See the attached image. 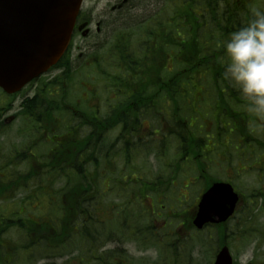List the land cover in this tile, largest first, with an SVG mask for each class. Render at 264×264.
Returning <instances> with one entry per match:
<instances>
[{"label":"trees","instance_id":"1","mask_svg":"<svg viewBox=\"0 0 264 264\" xmlns=\"http://www.w3.org/2000/svg\"><path fill=\"white\" fill-rule=\"evenodd\" d=\"M147 1L149 2V0H136V2L131 0L130 10L141 9ZM258 1L172 0L169 6L156 10L154 13L156 16L148 19L140 16L128 18L125 23L123 17L127 18V14L121 13L116 22L108 24L113 32L117 21H121L120 32L114 33L110 43L99 46L100 49L106 48V56L98 55L97 52L90 54L97 62L95 66L101 75V80H105L101 85L104 86L107 96L114 93L122 97L119 103L122 106L117 107V112L130 103H145L147 111H153L150 103L159 102L162 96L165 103L173 102L175 106L170 110L173 119L172 131L169 132L171 139L180 141L179 150L183 157L187 155L193 161H197L199 156L204 154L207 138L204 130L184 122L191 120V117L197 114V109H192L194 114L191 116L188 106L185 108L183 103L187 104L186 97L191 95L190 88H196L200 93L213 90L217 101L214 105L215 112L218 113L216 136L219 142L223 129L227 130V138L230 141L238 136L240 129L245 135H250L248 129H251L252 134H256V128L251 126V123L255 122L254 119L249 116L246 107L241 106L243 102H238L241 99L236 100V89L223 78L227 57L224 55L222 42L231 32L247 22ZM102 63H108L109 66L103 69ZM61 64L65 65L66 72L62 76L60 86L64 81L69 83L73 77L69 61L64 58ZM203 78L206 79L204 84L201 83ZM176 85L179 86L180 93L173 92ZM176 90L178 91V88ZM61 98L60 96L59 99ZM200 100L205 102V99ZM31 102L33 104L26 112L28 119L35 121L36 118L41 117V114L47 113L51 117L53 127L56 125L54 113L57 112L61 118H70L74 126H82V130L86 131H83L85 132L83 136L80 132L69 135L63 140L64 144L53 141L50 155L42 159L51 170L48 173L50 178L48 187L53 190L59 182L62 184L58 192L54 190L53 193L48 192V197L44 201V204L48 202L51 209V205L56 201L52 197L58 196L60 203L54 214L59 218H54L50 210L47 212L46 209L44 215H51L56 222L39 224L28 218L16 221V226L27 240L19 243L20 257H24L29 262L36 254H40L41 256L38 257L42 258H62L65 250L74 252L79 249L80 244L86 254L87 250L93 255L97 249H103L106 242L109 243L114 239L110 234L112 230L106 228L108 221L106 214L111 217L114 215V213L110 215L113 207L109 210L106 205L111 196L110 190L105 186L107 175L116 170L117 158L123 156L128 159V148L140 144L120 142L118 149L113 151L115 144H110L108 132L112 130L110 125L119 123L122 116H116L115 120L109 119L110 114L104 118H95L92 112L84 110L83 118L69 108L64 110L67 99L57 104H48L41 96ZM204 107L208 108V106ZM177 110H180L178 118V114L174 116ZM66 112H69L67 116ZM240 117L244 118L243 122ZM259 120L264 123L262 119ZM121 122L124 125L122 132L129 134L135 123L126 119ZM259 133L261 143L256 146L260 149L263 147L260 145L264 144L262 142L264 132L262 130L261 134L260 127ZM256 136L258 138V135ZM105 143L108 145L105 146ZM259 168L264 169L262 166ZM104 178L106 179L103 180ZM147 192L154 191L133 190L127 197L134 199L132 202L113 204L114 207L123 208V215L131 213V210L127 209L135 206L131 213L135 218L127 217L128 215L121 217L118 211L120 217L117 220L116 230L113 231H116L120 239L135 237L134 229L130 225L136 226L139 223L136 217L144 213L141 206H137L141 204H136L135 201L146 198ZM39 193L45 191L40 190ZM103 209L105 218L100 216V211ZM95 225L100 226L99 231L98 228L95 229ZM72 239L73 243L70 247ZM116 239L119 240L117 237ZM106 253L108 251L104 254ZM101 257V264H111L109 259H105L109 257L108 254Z\"/></svg>","mask_w":264,"mask_h":264},{"label":"rangeland","instance_id":"2","mask_svg":"<svg viewBox=\"0 0 264 264\" xmlns=\"http://www.w3.org/2000/svg\"><path fill=\"white\" fill-rule=\"evenodd\" d=\"M115 2L116 0H87L86 6L87 8H92V10L95 11L97 14H102V16L107 17L108 16L107 12L111 11V6ZM171 2L172 0H149V2L147 1V3L143 5L142 7L143 9L141 8L142 10L141 9H131L130 10L131 5H129L128 10L125 12L127 13L126 15L127 18L123 17L124 23L125 21L128 20V18H136L137 16H140L142 18L156 16L154 14L156 10L169 6ZM262 3L263 2L258 4L256 6V9H261ZM112 20L113 22H116V18H112ZM120 24L121 22L117 21L116 29H114V31L111 33L110 38H109L111 41H112V37L114 33L118 34L120 32V27H121ZM103 26L106 27L108 26V24H105V25L103 24ZM106 34L107 32L105 31L100 37L94 36L93 38L87 41H83V42L76 41L75 48H77L78 50L74 54L75 55L84 54L82 55L81 59L83 58L87 59V56L94 52H97L98 55L101 54L102 56L105 57L107 54L106 48L100 49V47H94V46L98 43L106 42ZM80 38H83V37L80 36ZM101 66L104 69V68H107L109 64L102 63ZM100 77L101 75H99V72L97 71L95 66L92 68H89V67L84 68L81 63L76 62L74 78L70 84V91H69L68 98H67L68 103L76 102L74 98H77L78 96L82 95V91H83L82 87L89 88L88 82L90 85L91 84L94 85V83H96V85H100V84H97L98 83L97 79H100ZM205 81L206 79L203 78L201 80V83L204 84ZM0 97H3V96L0 94ZM8 100L10 99L4 98L2 104ZM188 101L190 103L191 99H189ZM205 102L207 104L210 103L207 97L205 99ZM212 102H214V99H212ZM208 105H209L208 106L209 110L212 112V115L214 116V110H213L212 103ZM81 107H84L83 103H81ZM17 108L18 106L16 107L15 105V109ZM258 124L260 126V130L262 134L264 125L261 124L260 122H258ZM11 125L13 126L11 127L10 134L7 135L4 138L5 141L2 142V146H3L2 151H3V155L5 154L10 155L11 152H13L16 149V155L18 156L19 152L28 150V145L31 142L29 141L30 138L19 136L18 130L19 128H21V129H24V131H29L30 128L27 127L22 121L17 122V123L14 122ZM259 134H260L259 128L256 127V135H258L259 143H261L260 141L261 135ZM262 142L264 143V135L262 136ZM107 145L108 144L105 143V146ZM260 146H263V147H260L259 149L257 146L255 153H249L246 157H241V159L239 160L243 162L246 159H248V157H252L255 155V159L253 163H256V161L259 160V157L261 156V152L264 151V144ZM45 149H46L45 146L41 147L42 151H45ZM175 159H176V156L173 157L172 161H175ZM263 159L264 157L262 158V160ZM145 161L149 165L150 169H153L154 172H156L155 174H152V175L151 173L147 171L144 172L143 174L145 176L143 175V177L146 180L158 181L160 179L169 178V172L162 171L163 162L158 159L156 154H152L151 157L146 158ZM234 166H236L235 159L230 158V162H229L230 171L228 173L231 176L233 175L232 170L235 169ZM118 169L122 170V165H118ZM217 169L220 171V174L217 173ZM217 169L214 171V175L215 176L222 175V178H225L223 169H220V168H217ZM119 170L117 171L116 174L114 175L111 174V176L128 175V173H126L125 170H122V171H119ZM195 172L196 171L194 169L190 168L187 165H184V169L182 170V174L180 178H178V180L174 182V185H170L167 187V189L165 190V195H162L163 201L161 203L164 209V211H162V214L164 215V217L160 218V220H158V222L156 223V226L159 227L160 230L154 229V228L151 230L152 235L149 236L147 244H143L142 241L140 240H134V238L132 237L130 239L125 240L124 243L120 244L126 249L129 257L132 259L131 264H213L215 260V256H216L214 254H216V250H217L218 242L220 238L217 232L214 231V233H210L208 230L199 232L196 229H192L191 234L187 237H183L181 234H179L178 236H174V234L172 233L168 234L169 232H173L172 230L175 229L177 226H180L179 222L181 223V220L178 217L181 216L180 214L183 212L182 210L190 209L192 208V206L195 205V203H197V196L199 195L201 191V189L199 188L202 186V183H200L197 187H194L196 179L193 177L195 175ZM45 177L40 178V180H42L41 183L45 182V184H43L44 186H46L48 182H50V179L45 180ZM242 180L244 183L243 190L245 192H248L249 190L253 188H261L260 192L264 194V187L261 186V185L264 186V177L262 176L261 171L255 169V170H250L246 173H243ZM132 182L136 183L133 176H132V180H130V187H131ZM35 185L36 183L32 186H35ZM60 187H61V182L57 184L56 192L60 189ZM121 187H124V186H121ZM163 188H165V184H162L158 187V189H163ZM50 190H51L50 187L47 188L48 192H52ZM197 191H199L198 195L196 194ZM132 192L133 190H128V191L118 190L116 192L117 198L108 199L106 202V205L107 207H109V210H111L113 207L111 211H114L116 215H119L118 211H120L122 217L126 215H131L132 209H135L134 205L129 207V209H127L128 211L131 210V213H127L123 215V211H124L123 208L120 209L119 206L114 207L113 204H122L120 202L125 201L127 197L130 195V193ZM127 193L128 195H126ZM26 195L27 194H23L22 196V193H21L16 197L17 198L16 199V213L17 214H18L19 209L21 208L20 198H23V197L25 198ZM148 197L150 199H157V193H151ZM182 197H183V200H181ZM179 201L182 204H184L186 201L187 204L182 205L180 204ZM150 205H151V200L145 201L144 202L145 208H142L143 211L147 212L148 208L151 209ZM3 206H5V204H1L0 207H3ZM256 208H257V213H254L250 217L247 218L248 224L252 226L254 223H257V227L260 228L261 230L262 226H264V201L262 203L260 202L259 206L257 205ZM250 209L253 210L254 206L253 205L250 206ZM29 212L32 214H38V210H35V209L33 210L32 208H30L27 211L28 214ZM172 214H174L175 216L174 218H176L177 220L174 218H170L172 220V223L168 225L166 228H162L163 227V225L161 224L162 221L170 220L169 218H167V216L172 215ZM106 215L108 218L106 226L109 228L110 226L113 225V221H111L113 217L109 216V214H106ZM100 216L102 218H105L104 209L100 211ZM151 220L152 219L148 216L147 218H144L143 221L139 223L138 226H143L144 228H146L148 225L152 224L150 223ZM47 223H50V222H47ZM97 227L98 226H95V229ZM238 229L239 228L234 230L233 233H237ZM241 232H243V230L237 233V235H232V233H229L230 237H228V241H230V246L233 247L231 248V252L233 254L235 264H249L251 262H253L254 264L263 263L264 262V237L263 238L259 237L260 235L259 233H257V237L250 238L249 244H246L240 240L242 239V237H239V234ZM15 233L16 231H13V233L8 235L7 238L9 237L16 238L17 236V239L19 238L18 240L27 242L25 236L19 237V233L18 234H15ZM113 236H114L113 238L115 239L116 235H113ZM232 236L235 237V239H232ZM139 237H142V236H139ZM177 237H180V240H177ZM75 240L76 239H74V241ZM116 241L121 242L120 240H116ZM149 242H152L154 245H151ZM72 243H73V239H72L70 247H72ZM170 244H175L176 247L180 245V247L178 248H180V251H182L183 254L173 255L172 250H171L172 247ZM114 246L116 245L109 244L108 242H106V245L104 248L108 250ZM64 252L65 254H63L64 256L62 258L56 259V257H54V258L49 259L48 261H42V259H39L40 261L36 262L34 259H36L38 256H41L40 254H36L29 263L25 262L24 257H20L18 261L16 262V264H97L98 262V261L93 260L91 254H85L84 248L81 245L79 246V249H77L74 252H69L68 250H65ZM117 254L119 255L118 252ZM102 255L104 254L101 253L100 256Z\"/></svg>","mask_w":264,"mask_h":264},{"label":"water","instance_id":"3","mask_svg":"<svg viewBox=\"0 0 264 264\" xmlns=\"http://www.w3.org/2000/svg\"><path fill=\"white\" fill-rule=\"evenodd\" d=\"M82 1L0 0V87L16 92L58 62ZM236 199L231 187L223 186L220 192L216 185L204 195L196 224L225 220ZM215 264H233L228 248L222 249Z\"/></svg>","mask_w":264,"mask_h":264},{"label":"flooded vegetation","instance_id":"4","mask_svg":"<svg viewBox=\"0 0 264 264\" xmlns=\"http://www.w3.org/2000/svg\"><path fill=\"white\" fill-rule=\"evenodd\" d=\"M127 0H116L115 5L113 7V11L114 12H118L119 10L124 9V6L127 5L128 2H126ZM104 19H102L100 17V15H98L97 13H95L93 10H89L86 13L82 12L77 20V24L75 27V34L77 36V38L81 35H83V33L85 32V30H89L88 36H91L92 34V28L95 26V33H100L102 30V23H103ZM85 26V27H84ZM31 88L28 90V92H26V94H31L29 96H25L26 98H23L21 101H18L17 103L20 106V109H23L21 106H25L29 101H34L37 97V93H35V86L33 87L30 86ZM3 95V94H2ZM32 97V98H31ZM17 98V97H16ZM30 98V99H28ZM4 99V97H0V101H2ZM12 105L14 106L15 103L13 102ZM122 106L119 103H115V104H108L107 107L109 108V110H105V108H101L100 105H96L93 109L94 114L93 116L95 118H99V117H106L109 114L111 115V117L109 118L110 120H115L116 116H122V119L119 121V123L110 125V127H112V130H110L109 133H111V135H109V137H112L113 143L115 144V147L120 143V142H138V143H142L143 141H146L149 137L148 135V128H145L144 125L148 124L149 121V116L152 117H159L160 121L163 117V115L165 114L163 111L161 112H152L150 113L149 111H147V104H143V103H130L127 105H124V109L121 111L117 112V107ZM152 107H170L171 104H154L151 103ZM175 106V105H174ZM4 110H0V140L5 138L6 133H9L11 131V128L9 125H11L12 123H14L16 121L15 119V115L11 116L9 115V113L11 112V109L9 111L6 112V108H3ZM102 111V112H101ZM17 112V111H16ZM75 113L80 116V117H84L83 113H79L77 111H75ZM125 119L128 122H134L135 124L131 127V129L129 130V134H124L122 132V129L124 128V125L121 121H125ZM240 120L243 122L242 117H240ZM172 136H168V135H162L160 136V139L157 141V148L160 149V152L162 153V156L160 155L161 159H173V157H178V155L180 154L179 151V145L177 144L178 141L177 140H172L171 139ZM207 141H206V152H205V160H204V168L203 171L205 172L206 175V180L209 183V186H211L214 182L216 181H226L229 182L231 181V183L234 184L236 190L238 191V193L240 194V202L238 204L237 210H236V215H234V217L229 220L228 222L224 223V225L221 227V229L224 232H228L229 230H236L238 228L239 225V220H237V213H239L240 211V206L241 204H245V193H243L242 189H243V183L241 182V179L239 178V173L236 175L231 176V178L228 175V168L225 166L224 167V162L227 159V154H228V142H224V144L221 145V148L218 147V144H216L214 142V139L217 138L215 135H206ZM216 145V146H214ZM242 144H239L235 147L236 149V153L238 156H240L243 152V150L241 149ZM3 148L2 146V142H0V191L4 189V181H5V160H4V155H3V151H1ZM133 148L137 149V151L132 152ZM130 161L128 164H126L127 169L124 170L125 171H133V174H136L137 172H139L137 170V167H140V172L144 173L145 169L143 167H146L143 163L144 157L145 155L148 153L147 148L142 147V146H132L130 149ZM134 154V155H132ZM217 155V157H216ZM14 156H16V154L14 153ZM201 157V156H199ZM168 164H175V161H169ZM223 169L225 178H222V175H218L215 176L214 175V171L217 168ZM40 168H42V166H40ZM132 173V172H131ZM217 173L220 174V171L217 169ZM124 189H127V187H125ZM193 216V214H192ZM191 216V217H192ZM160 217V216H159ZM183 218V220L181 221L180 226H177L173 231L174 232H178L179 229L184 230L183 233H185V228L182 227L183 223H185L186 219L190 218V215H188L187 217H180L179 219ZM236 220V222L232 225H230L229 222H231L232 220ZM156 221L154 222V227L156 226V223L158 222L157 219H155ZM172 223V220H164L162 221L163 227L162 228H166L168 225H170ZM1 225H3V221H0V229ZM221 225H219L218 227H220ZM159 228V227H157ZM174 232H169L170 233H174ZM227 238V236H226ZM12 255L14 256V260L16 259L15 252H12ZM11 259V258H10ZM9 259V260H10Z\"/></svg>","mask_w":264,"mask_h":264},{"label":"clouds","instance_id":"5","mask_svg":"<svg viewBox=\"0 0 264 264\" xmlns=\"http://www.w3.org/2000/svg\"><path fill=\"white\" fill-rule=\"evenodd\" d=\"M222 47L224 80L246 101V110L264 120V10L253 9Z\"/></svg>","mask_w":264,"mask_h":264}]
</instances>
